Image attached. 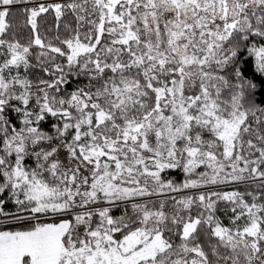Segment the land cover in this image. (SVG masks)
<instances>
[{"label": "snow or ice", "instance_id": "snow-or-ice-1", "mask_svg": "<svg viewBox=\"0 0 264 264\" xmlns=\"http://www.w3.org/2000/svg\"><path fill=\"white\" fill-rule=\"evenodd\" d=\"M0 264H264V0H0Z\"/></svg>", "mask_w": 264, "mask_h": 264}]
</instances>
